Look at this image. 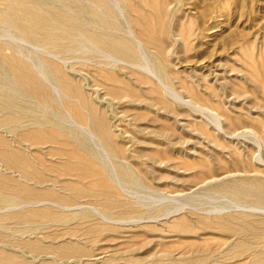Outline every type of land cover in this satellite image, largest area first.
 Listing matches in <instances>:
<instances>
[{"label": "rangeland", "instance_id": "obj_1", "mask_svg": "<svg viewBox=\"0 0 264 264\" xmlns=\"http://www.w3.org/2000/svg\"><path fill=\"white\" fill-rule=\"evenodd\" d=\"M263 194L264 0H0V264H264Z\"/></svg>", "mask_w": 264, "mask_h": 264}, {"label": "bare ground", "instance_id": "obj_2", "mask_svg": "<svg viewBox=\"0 0 264 264\" xmlns=\"http://www.w3.org/2000/svg\"><path fill=\"white\" fill-rule=\"evenodd\" d=\"M94 5V4H93ZM106 18V17H105ZM60 30V29H59ZM77 30V29H76ZM75 32V31H74ZM70 35V34H69ZM82 35V34H81ZM71 37V36H70ZM85 38V37H84ZM82 39V38H81ZM102 41V40H101ZM139 41V40H138ZM140 42V41H139ZM138 42V43H139ZM79 43V42H78ZM142 43V42H141ZM76 44V43H75ZM80 45V44H79ZM83 47V46H82ZM75 48V47H74ZM84 48V47H83ZM83 48H81V51H82V49ZM78 52V51H77ZM141 52V51H140ZM87 53V52H86ZM104 55V54H103ZM111 55V54H110ZM110 57V56H109ZM112 57V56H111ZM143 57V56H142ZM107 58V57H106ZM110 60V59H109ZM106 61V60H105ZM145 61V60H144ZM18 63V62H17ZM133 64V63H132ZM131 65V64H130ZM137 66H139V65H137ZM142 67V66H141ZM28 71V70H27ZM44 143V142H43ZM43 143H42V145H43ZM50 143H51V141H50ZM60 143V142H59ZM35 144H38V142H36ZM34 144V145H35ZM45 144V143H44ZM52 144V143H51ZM41 145V144H40ZM53 146V145H52ZM60 153V152H59ZM61 154V153H60ZM59 154V155H60ZM64 154V153H63ZM58 155V154H57ZM68 155H71V153H69V154H66V157L68 156ZM40 157V156H39ZM59 157H62V156H59ZM63 157H65V155L63 156ZM66 159V158H65ZM68 159V158H67ZM71 160V159H70ZM67 161H69V159L67 160ZM33 162V161H32ZM71 162V161H70ZM40 164V163H39ZM65 164V163H64ZM70 165V164H69ZM65 166V165H64ZM44 167V166H43ZM53 168H55V167H53ZM49 169H52V168H50L49 167ZM69 174V173H68ZM76 175V174H75ZM53 186H55V185H53ZM61 188V187H60ZM259 193V192H258ZM260 195V194H259ZM264 195V194H263ZM52 204V203H51Z\"/></svg>", "mask_w": 264, "mask_h": 264}]
</instances>
